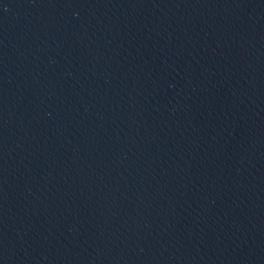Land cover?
Masks as SVG:
<instances>
[{
	"label": "water",
	"instance_id": "1",
	"mask_svg": "<svg viewBox=\"0 0 264 264\" xmlns=\"http://www.w3.org/2000/svg\"><path fill=\"white\" fill-rule=\"evenodd\" d=\"M0 264H264V0H0Z\"/></svg>",
	"mask_w": 264,
	"mask_h": 264
}]
</instances>
